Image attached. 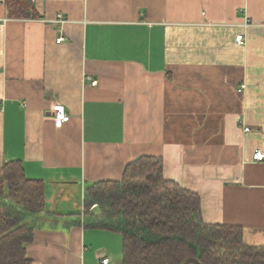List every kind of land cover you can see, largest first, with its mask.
<instances>
[{"label":"crops","instance_id":"0c3cea01","mask_svg":"<svg viewBox=\"0 0 264 264\" xmlns=\"http://www.w3.org/2000/svg\"><path fill=\"white\" fill-rule=\"evenodd\" d=\"M26 2L0 1V171L18 160L44 183L43 210H12L31 229L29 264H121V233L85 207L86 188L142 155L199 195L206 223L264 245V159L251 160L264 151V0ZM52 102L70 116L59 128Z\"/></svg>","mask_w":264,"mask_h":264},{"label":"trees","instance_id":"16d2710c","mask_svg":"<svg viewBox=\"0 0 264 264\" xmlns=\"http://www.w3.org/2000/svg\"><path fill=\"white\" fill-rule=\"evenodd\" d=\"M26 11V0H9ZM44 183L26 177L18 160L0 171V264H29L25 244L31 229L12 210L30 214L45 206ZM85 207L97 204L121 233V264H264V245L243 240L242 228L206 223L199 195L164 178L162 161L142 155L129 162L118 181L86 188Z\"/></svg>","mask_w":264,"mask_h":264},{"label":"built area","instance_id":"2783aa9c","mask_svg":"<svg viewBox=\"0 0 264 264\" xmlns=\"http://www.w3.org/2000/svg\"><path fill=\"white\" fill-rule=\"evenodd\" d=\"M2 1V0H0ZM62 16L59 15V22H62L61 20ZM2 22L0 21V25ZM249 22L246 21L244 23V26H248ZM63 38L59 37L57 38V41H61ZM234 41L236 44H243L244 43V34L243 33H238L234 37ZM91 84H96V81H91ZM50 113L52 115L54 125L55 127L59 128L62 124L67 122L70 119L69 114L65 111L64 106L59 103V102H52L51 108H50ZM247 129V128H245ZM264 159V151L262 149H255L254 152L251 155V160L254 162H260ZM101 264H109V259L107 257H104L101 259Z\"/></svg>","mask_w":264,"mask_h":264},{"label":"water","instance_id":"95a60500","mask_svg":"<svg viewBox=\"0 0 264 264\" xmlns=\"http://www.w3.org/2000/svg\"><path fill=\"white\" fill-rule=\"evenodd\" d=\"M182 264H202V263L196 258H187Z\"/></svg>","mask_w":264,"mask_h":264},{"label":"rangeland","instance_id":"374dc122","mask_svg":"<svg viewBox=\"0 0 264 264\" xmlns=\"http://www.w3.org/2000/svg\"><path fill=\"white\" fill-rule=\"evenodd\" d=\"M241 88H244V86L241 85V86H240V89H241Z\"/></svg>","mask_w":264,"mask_h":264},{"label":"bare ground","instance_id":"6f19581e","mask_svg":"<svg viewBox=\"0 0 264 264\" xmlns=\"http://www.w3.org/2000/svg\"><path fill=\"white\" fill-rule=\"evenodd\" d=\"M104 258V257H103ZM109 259V258H108Z\"/></svg>","mask_w":264,"mask_h":264}]
</instances>
